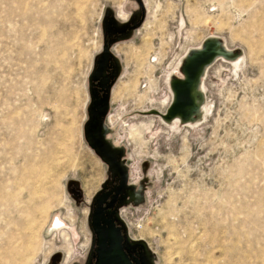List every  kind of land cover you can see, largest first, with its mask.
<instances>
[{
  "label": "rangeland",
  "instance_id": "rangeland-1",
  "mask_svg": "<svg viewBox=\"0 0 264 264\" xmlns=\"http://www.w3.org/2000/svg\"><path fill=\"white\" fill-rule=\"evenodd\" d=\"M141 1L142 24L109 46L102 123L132 186L127 241L147 264H264V0ZM108 13L120 25L140 6L0 0V264L93 261L113 171L85 130ZM209 39L223 49L198 79L200 111L165 121L171 80Z\"/></svg>",
  "mask_w": 264,
  "mask_h": 264
},
{
  "label": "water",
  "instance_id": "water-1",
  "mask_svg": "<svg viewBox=\"0 0 264 264\" xmlns=\"http://www.w3.org/2000/svg\"><path fill=\"white\" fill-rule=\"evenodd\" d=\"M140 6V18L137 22L129 25V22L117 24L113 16L106 14L108 26L104 29V35L107 32H118L119 35L126 34L129 30L139 27L144 19V7L141 0H137ZM113 39L104 40V47L100 58L98 59V67L91 77L92 80H99L100 86L106 89L104 98L96 100L94 93L91 94V105L89 108L90 124L92 118H95L94 129L86 128L85 137L95 151L104 159L109 168L114 172L117 171L121 175V186L132 189V186L126 185L127 172L121 162V153L118 149L113 148L107 142L103 135L102 123L107 110V102L109 100V87L113 82L116 73L111 76V82L106 84L107 78L102 77L105 62L110 61L116 65V62L109 52V46ZM218 43L212 39L205 41L204 48L193 52L186 57L182 65L184 77L182 79H174L171 81V89L173 90V99L169 104L166 112L161 116L169 120L172 116L179 114L183 118L189 115V107L195 104V100L191 95V88L194 81L200 76L203 67L209 64L218 54L215 47ZM102 191L96 196L93 211L90 217V226L94 235V247L92 249L93 262L89 264H133L130 259L129 250L134 245L127 241L125 224L117 217V212L110 204L103 206ZM111 208L110 215L105 214V209ZM109 213V211H108ZM140 247V246H138Z\"/></svg>",
  "mask_w": 264,
  "mask_h": 264
},
{
  "label": "flooded vegetation",
  "instance_id": "flooded-vegetation-1",
  "mask_svg": "<svg viewBox=\"0 0 264 264\" xmlns=\"http://www.w3.org/2000/svg\"><path fill=\"white\" fill-rule=\"evenodd\" d=\"M122 15H124V13ZM139 18H140V15L138 18L132 17V19L129 20L130 21L129 25H132L133 23L137 22L139 20ZM117 36H119L118 32H115V33L114 32H107L106 40L108 41L110 39L116 38ZM114 72L116 73L115 65L112 64L110 61L105 62V65H104L103 71H102V77L107 78L106 84H109L111 82L110 78ZM99 82H100L99 80H95V82H94V85L96 87L94 88L93 93H94L96 100L104 98V95L106 94V89L102 88L100 86ZM109 90H110V87H109ZM118 93H119V90H117V88H115L113 90V93H112V98H115ZM105 116H106V114H105ZM95 121H96V119L92 118L90 125L94 126L93 124ZM173 121L177 122L179 120L175 119ZM138 133L139 132H137V134ZM112 173H113V175H112L111 181L107 182V184L105 185V187L102 190V195L104 198L103 206H106V204L108 203L117 212L118 205L121 204L128 197L130 189H127V188L121 186V183H120L121 182V175L117 171H114ZM126 185L128 186L127 179H126ZM110 210H111V208L105 209V214L110 215ZM108 211H109V213H108ZM60 223H58V221H55L54 226L57 227L58 225H61ZM129 255H130V259L133 262V264H147L146 259L143 255V252L141 251V249L139 247L136 246L133 249L129 250Z\"/></svg>",
  "mask_w": 264,
  "mask_h": 264
},
{
  "label": "bare ground",
  "instance_id": "bare-ground-1",
  "mask_svg": "<svg viewBox=\"0 0 264 264\" xmlns=\"http://www.w3.org/2000/svg\"><path fill=\"white\" fill-rule=\"evenodd\" d=\"M215 41V40H214ZM203 48H204V46H203ZM222 49L223 48H221V46H217V47H215V50H217L218 51V54L222 51ZM221 55V54H220ZM206 66V65H205ZM205 66L203 67V69L205 68ZM209 68V67H208ZM203 71V70H202ZM201 75V74H200ZM184 77V74L182 73V78ZM182 78H179V79H182ZM199 78H200V76H199ZM198 78V79H199ZM172 80H174V79H172ZM171 80V81H172ZM199 82H198V80L196 79L195 81H194V83H193V85H192V88H191V95L193 96V98H194V100H195V104L193 105V106H191V107H189V113L190 114H192V116H193V114H194V112L195 111H200V109H201V98H200V95H199V93H198V91H197V84H198ZM201 85V84H200ZM173 92V91H172ZM174 94V93H173ZM197 109V110H196ZM195 115V114H194ZM175 119H178L179 121H188V120H184V118L183 117H181L179 114H177V115H174V116H172L170 119H169V121L171 120V121H173V120H175ZM165 121H168L167 119H165Z\"/></svg>",
  "mask_w": 264,
  "mask_h": 264
},
{
  "label": "crops",
  "instance_id": "crops-1",
  "mask_svg": "<svg viewBox=\"0 0 264 264\" xmlns=\"http://www.w3.org/2000/svg\"><path fill=\"white\" fill-rule=\"evenodd\" d=\"M184 62V61H183Z\"/></svg>",
  "mask_w": 264,
  "mask_h": 264
}]
</instances>
